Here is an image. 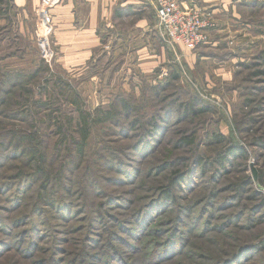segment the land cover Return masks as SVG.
<instances>
[{"label": "rangeland", "instance_id": "374dc122", "mask_svg": "<svg viewBox=\"0 0 264 264\" xmlns=\"http://www.w3.org/2000/svg\"><path fill=\"white\" fill-rule=\"evenodd\" d=\"M225 2L146 72L0 0V264H264V0Z\"/></svg>", "mask_w": 264, "mask_h": 264}, {"label": "crops", "instance_id": "0c3cea01", "mask_svg": "<svg viewBox=\"0 0 264 264\" xmlns=\"http://www.w3.org/2000/svg\"><path fill=\"white\" fill-rule=\"evenodd\" d=\"M39 1L13 0L17 8L28 6L33 13ZM225 1L181 0L180 4L184 9L194 4L205 10ZM52 17L58 62L64 69L87 68L101 59L109 45L129 55L124 59L128 65L133 63L146 72L164 60L166 49L156 39H161L156 13L146 0H62L52 9Z\"/></svg>", "mask_w": 264, "mask_h": 264}, {"label": "built area", "instance_id": "2783aa9c", "mask_svg": "<svg viewBox=\"0 0 264 264\" xmlns=\"http://www.w3.org/2000/svg\"><path fill=\"white\" fill-rule=\"evenodd\" d=\"M181 0H146L157 16L158 26L164 40L169 44L181 43L192 49L204 41L203 30L207 26L204 13L194 4L189 8L182 9ZM194 3V0H191ZM196 1V0H195ZM60 0H40L37 7V38L42 57L49 61L54 54L51 47L53 33V21L51 9Z\"/></svg>", "mask_w": 264, "mask_h": 264}, {"label": "trees", "instance_id": "16d2710c", "mask_svg": "<svg viewBox=\"0 0 264 264\" xmlns=\"http://www.w3.org/2000/svg\"><path fill=\"white\" fill-rule=\"evenodd\" d=\"M75 97L77 98V95H75ZM75 97H74V100H75ZM122 102V104L121 105H123V108H125L126 110L128 109V103L126 102V101H121ZM75 103L77 104V102L75 101ZM83 115L84 114V112L83 111H80V115ZM85 115V114H84ZM83 117V116H82ZM84 132V134H83V139L85 140L86 139V137L88 136V133H87V131L86 130H84L83 131ZM218 138V141H221V138H220V136H216V139ZM184 141V143L185 144H190L191 143V141L190 140H187V139H184L183 140ZM179 177L178 176H176L174 179H172L171 181H172V183H175L176 182V180L178 179ZM163 191H164V194H166V195H168V190H167V188H164L163 189Z\"/></svg>", "mask_w": 264, "mask_h": 264}]
</instances>
